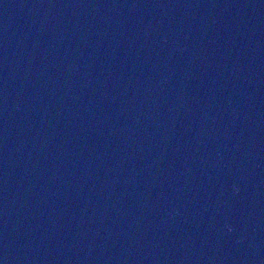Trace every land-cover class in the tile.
<instances>
[{
	"label": "water",
	"instance_id": "95a60500",
	"mask_svg": "<svg viewBox=\"0 0 264 264\" xmlns=\"http://www.w3.org/2000/svg\"><path fill=\"white\" fill-rule=\"evenodd\" d=\"M0 264H264V0H0Z\"/></svg>",
	"mask_w": 264,
	"mask_h": 264
}]
</instances>
